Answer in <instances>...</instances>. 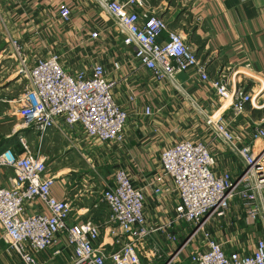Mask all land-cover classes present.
<instances>
[{
    "label": "built area",
    "instance_id": "2783aa9c",
    "mask_svg": "<svg viewBox=\"0 0 264 264\" xmlns=\"http://www.w3.org/2000/svg\"><path fill=\"white\" fill-rule=\"evenodd\" d=\"M95 1L113 20L123 44L133 46L134 58L158 81L177 86L176 75L194 69L219 99L228 102L232 118L247 104L258 105L256 94L228 87L222 77L210 78L193 48L147 8L146 0ZM59 15L66 20L68 8L61 6ZM90 36L97 37V32ZM9 45L17 59L16 74L25 81L24 90L9 101L19 129L31 128L41 136L55 128L67 137L63 127L69 131L79 126L87 138L122 141L127 113L116 104L114 81L105 77L101 65L70 74L56 54L30 65L16 38L10 37ZM145 113H150L148 107ZM203 120L238 157L240 172L236 176L217 172V158L202 140L184 139L163 149L162 174L172 181L177 203L171 218L153 226L143 213L142 190L132 184L124 168H116L111 183L100 193L108 208L103 235L91 219L70 220V203L51 194L55 177L45 157L19 137L21 151L12 147L0 151V167L13 173L8 185H0V241L23 264H51L64 253L68 257L64 264H181L179 256L188 247L191 251L184 264H264V116L263 125L251 128L246 144L237 143L229 122L215 113L204 115ZM234 199L239 200L244 223L257 227L258 236L246 251L226 253L211 229L226 216ZM179 223L188 225L184 234L175 229ZM158 232L173 247L162 245L156 239Z\"/></svg>",
    "mask_w": 264,
    "mask_h": 264
},
{
    "label": "crops",
    "instance_id": "0c3cea01",
    "mask_svg": "<svg viewBox=\"0 0 264 264\" xmlns=\"http://www.w3.org/2000/svg\"><path fill=\"white\" fill-rule=\"evenodd\" d=\"M146 3L169 29L182 35L205 63L210 78L222 77L228 87H242L256 94L261 103L247 104L232 118L228 102L219 99L194 69L178 73L177 86L158 81L134 58L133 46L123 44L113 20L95 0H0V151L6 147L21 151L18 137H24L32 151L45 157L55 177L51 194L70 203V220L91 219L100 225L101 235L108 208L100 201V193L111 183L116 168H124L132 184L142 190L146 222L160 226L173 216L177 203L172 181L162 174L159 156L163 149L184 139L202 140L217 158L215 170L236 176L241 170L240 160L204 125V115L215 113L229 122L239 144L250 143L251 128L263 125L258 107L264 104V0ZM61 6L69 10L66 20L59 15ZM93 31L97 32L95 38L90 36ZM10 37L22 44L30 65L51 54L59 57L70 74L101 65L105 77L114 81L116 104L127 113L122 141L87 138L79 126L69 131L63 127L67 137L55 128L41 136L31 128L19 129L9 101L24 90L25 81L16 74L17 59L9 45ZM45 143L50 153L53 151L49 160L40 149ZM12 175L7 167H0V185H8ZM226 213L242 216L238 199L230 203ZM175 227L183 234L188 230L184 223ZM156 239L173 247L160 232ZM240 242L237 239L234 246L238 248ZM252 243L248 242V247ZM190 251L189 247L182 251L178 259L181 264Z\"/></svg>",
    "mask_w": 264,
    "mask_h": 264
},
{
    "label": "rangeland",
    "instance_id": "374dc122",
    "mask_svg": "<svg viewBox=\"0 0 264 264\" xmlns=\"http://www.w3.org/2000/svg\"><path fill=\"white\" fill-rule=\"evenodd\" d=\"M262 91H263V88L259 89V94H261ZM260 100L259 101L255 100V101L256 103L259 102L260 104L261 103ZM258 110L260 111L263 117L264 116V104L258 107ZM18 120L14 118V121L19 122ZM43 146L45 148H43ZM43 146H40V149L41 151H43L44 154L48 155L47 158L49 160L50 159L49 157H51V155L53 154V151L51 150V153H50L49 148L46 147V143L43 144ZM48 160L47 162L49 163ZM7 169H9L12 172V170L9 167H7ZM225 217L229 218L228 220L226 219L227 220L226 222H224V220L222 219V220H218L217 223H215V225L213 226V229H211L213 235L222 244L223 249L226 253L229 251H233V250L240 251V252L246 251L249 245L248 242H250L251 240H254L258 236V232H257L258 228L247 226L242 220L241 213H227ZM185 225L188 226L187 224ZM237 231H240V233H237ZM237 239L242 241L240 242L238 248H236L237 246H234V242ZM67 258L68 257L66 253H64L63 255L56 257L54 262H52L51 264H64ZM0 264H23V263L14 251H12L9 248H6L5 245H3L2 242L0 241Z\"/></svg>",
    "mask_w": 264,
    "mask_h": 264
}]
</instances>
